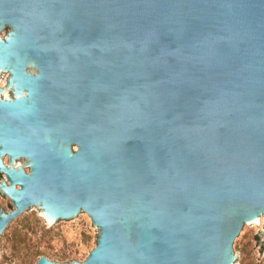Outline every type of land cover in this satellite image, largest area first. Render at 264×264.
<instances>
[{
    "label": "water",
    "instance_id": "95a60500",
    "mask_svg": "<svg viewBox=\"0 0 264 264\" xmlns=\"http://www.w3.org/2000/svg\"><path fill=\"white\" fill-rule=\"evenodd\" d=\"M36 207L100 231L36 264H238L264 222V0H0V238Z\"/></svg>",
    "mask_w": 264,
    "mask_h": 264
},
{
    "label": "rangeland",
    "instance_id": "374dc122",
    "mask_svg": "<svg viewBox=\"0 0 264 264\" xmlns=\"http://www.w3.org/2000/svg\"><path fill=\"white\" fill-rule=\"evenodd\" d=\"M8 76L2 73L6 84ZM263 227L264 222L248 227L239 241L238 264H264ZM99 233L88 213L78 223L55 228L36 207L0 238V264H36L43 254L55 261H82L96 246Z\"/></svg>",
    "mask_w": 264,
    "mask_h": 264
},
{
    "label": "bare ground",
    "instance_id": "6f19581e",
    "mask_svg": "<svg viewBox=\"0 0 264 264\" xmlns=\"http://www.w3.org/2000/svg\"><path fill=\"white\" fill-rule=\"evenodd\" d=\"M2 81H4L5 83H6V80L4 79V80H2ZM50 223V222H49ZM51 224V223H50Z\"/></svg>",
    "mask_w": 264,
    "mask_h": 264
},
{
    "label": "flooded vegetation",
    "instance_id": "af4514ba",
    "mask_svg": "<svg viewBox=\"0 0 264 264\" xmlns=\"http://www.w3.org/2000/svg\"><path fill=\"white\" fill-rule=\"evenodd\" d=\"M5 162H7V158H5Z\"/></svg>",
    "mask_w": 264,
    "mask_h": 264
}]
</instances>
